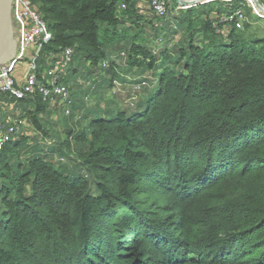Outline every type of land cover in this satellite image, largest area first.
I'll return each mask as SVG.
<instances>
[{"label":"trees","instance_id":"obj_1","mask_svg":"<svg viewBox=\"0 0 264 264\" xmlns=\"http://www.w3.org/2000/svg\"><path fill=\"white\" fill-rule=\"evenodd\" d=\"M31 1L53 33L46 51L74 47L93 67L107 57L117 0ZM210 6L197 30L199 8L187 10L192 39L203 29L207 44L182 51L180 72L164 68L144 112L78 137L97 195L44 158L11 165L22 140L0 153V264H264V35L218 36ZM134 54L154 64L150 49Z\"/></svg>","mask_w":264,"mask_h":264},{"label":"rangeland","instance_id":"obj_2","mask_svg":"<svg viewBox=\"0 0 264 264\" xmlns=\"http://www.w3.org/2000/svg\"><path fill=\"white\" fill-rule=\"evenodd\" d=\"M260 1L264 3V0ZM174 2L177 3V0H174ZM215 5H219V7L216 8L219 10L220 15L226 13V11L221 8L220 4ZM234 5L243 8L245 12L250 16V18L254 21V25L259 26L260 29L258 30V33L260 35H264V18L260 19L256 15H254L251 6L244 0L236 1ZM35 6L37 9H39L38 5L35 4ZM207 7L208 11L206 10ZM209 7L211 8L210 5H205L200 6L199 9H196L198 11L194 13V18H197V23L193 25L192 29L197 30L198 28L200 29L203 26L204 21H206L205 18L209 16L208 12L211 11ZM131 8L132 10L130 12V24L120 23V26L117 30V38H115L111 42H107L104 44V49L107 48L108 51H112V54L118 55L119 53L121 54L122 51H125L128 56V65L124 66V58L118 56L116 58L117 71L113 76L109 71H107V74L102 75V72H104V70L103 68H100L99 65L96 67L94 66L93 69L91 68L92 72L99 71V76L93 79L95 80L94 84L91 82L89 83L92 84V88L97 86V88L102 90V94L99 95L97 100L99 103H102L100 108L103 110L106 109L105 114H108L104 115L109 119H113V117L115 118V116H117L119 113H126L127 116H133L132 114L136 115L144 112L148 106L150 99L158 89L159 81L164 68L167 67L176 72H180L186 62L185 59L181 60L180 58L182 51L188 50L189 45L192 41L199 47L205 46L208 42L206 40L205 33H203V29L202 31H199L198 34L192 39V31L188 30L187 28L191 15L189 14V11L181 12L182 16L178 20L179 23H176L174 18L171 19L175 22L176 26L178 24V38L176 40L167 41V44H165L168 45L166 46V49L163 52H160V50L157 52V55L160 56L152 53L155 56V60L154 64L151 65L147 61L148 57H138L134 54V52L138 47H142L146 51L148 49H153L152 47L154 46V44L156 45L155 38L160 33L155 31L149 19L146 20L145 16H139L137 14L138 12L136 10L135 4H132ZM224 8L226 10L230 7L224 6ZM210 17H214L212 15V12H210ZM15 33H17L16 24ZM167 38L168 36H166V39ZM162 44H164V42ZM76 46L79 49L78 44ZM33 52L34 48L26 54L22 61L19 62L17 69H15L16 71L14 70V75H16L17 73H22L17 72L20 68L24 72L21 75L30 72L44 76L48 74V71L50 69H55L58 67V62L60 60L59 52H48L44 47L41 50L39 56L36 57V59L33 57ZM83 55L84 53L81 50H78V54L76 55L74 61L75 65H72V67L68 70L66 78H64V81L72 86V98L73 93L76 90L77 97H74V99H76L80 103L79 106H81L82 101L80 100L81 98L79 95L81 93L79 92V89L84 85L83 83H85L86 78L84 79L82 77L80 79L83 82H79L81 83V87L77 89L79 87L77 86L78 81H73L69 77L70 75H76V71L78 70L77 68H81L80 65L86 62ZM101 61L102 60H100L99 64L101 63ZM89 64L90 63L87 64V67L89 66ZM27 65L29 67H27ZM133 81L146 82L147 84L142 86L140 90L138 89L137 93L134 94L133 88L135 87V83ZM89 90L92 89L89 88ZM6 95L7 94H0V103L6 116L20 118L21 115L22 117H25V115L27 114L30 117L31 115H33V111L36 107V98L28 99L31 101H19L17 99L15 100V98L10 94H8L7 96H10L11 98H6ZM93 95L94 93L91 94V101H84V104H82L83 108L76 110L75 107H73V115L71 117H66L62 108H60L59 106L52 107L49 103L43 100L46 106V110L50 108L57 112L56 114L58 115V117L54 120L56 128L51 125L50 127H48L49 130L46 129V117L43 116L42 113L38 114V118L43 127L42 129L37 127L33 117H31L30 119L27 115V117H25L26 120L22 122L21 130L24 132V136L25 132H27L28 135L25 137L23 136L21 145L15 150L16 153H14L11 157V165L20 164L23 166L22 170H24L28 167L29 161L31 159L44 158L48 162L53 163L58 168L62 169L65 173L71 176H79L82 179L90 181L92 184L93 193L97 195L98 190L96 188L95 177L88 170V167L84 163L83 158V154L87 151L88 147H86L83 143L77 141L78 137L83 133L85 129H87L86 127L90 125V122H92L90 121V119L93 118V115H91V112L89 111H97L99 109V107L95 105ZM12 100L13 102H15L14 105L10 104ZM81 114L82 118L80 119ZM34 131L38 133V138L35 137V134L33 133ZM48 132H50L49 136H52L53 140L56 142V146L51 149L50 155H43L42 142L45 138H47L45 134H47ZM70 134L74 136L72 139V135ZM66 138L67 142L65 140ZM60 143H62V146L60 145ZM60 146L62 152H60ZM40 148H42V151L33 155V153L38 152ZM55 149H57V153ZM30 190L31 186L27 185L26 193L29 194ZM13 194L14 192L12 191V197H14ZM4 212L5 207L3 199L2 197H0V227L5 221Z\"/></svg>","mask_w":264,"mask_h":264},{"label":"built area","instance_id":"obj_3","mask_svg":"<svg viewBox=\"0 0 264 264\" xmlns=\"http://www.w3.org/2000/svg\"><path fill=\"white\" fill-rule=\"evenodd\" d=\"M236 1L238 0H177L175 3L174 0H117V9L122 23L130 24L128 10L132 4H135L139 16H145L146 20H150L155 31L160 33L155 38L156 45L154 44L153 49H150L153 54L157 55L159 50L163 52L166 49L167 41L178 38V24L176 26L175 22L177 23L181 18V12L193 7L199 8L200 6L215 4L231 6L223 15H220L219 10L215 7L212 10L213 27L218 36L228 37L233 28L243 30L248 25H254V21L245 10L234 5ZM244 1L251 6L254 15L260 19L264 18L263 2L260 0ZM139 4H142V7ZM13 14L17 26L15 35L17 48L14 55L17 54L13 55L8 62L0 65V94H10L19 100L39 96L52 107L59 106L62 108L66 117H71L75 105L72 98L73 89L64 81V78L74 64L77 54L76 48L67 46L62 49L58 67L50 69L47 75L41 76L28 72L20 75L18 80L13 73L16 71L19 62L33 48V57L36 59L41 50L53 40V33L42 12L36 8L31 0H15ZM172 18L175 19V22L171 20ZM166 36H168L167 39ZM163 42L164 44H162ZM118 56L124 58V66L128 65V56L125 51L118 55H109L99 64L100 68L104 70L102 75L107 74L111 68L117 71L116 58ZM27 67L29 66L27 65ZM133 82L135 83L134 94L147 84V81ZM88 100L91 101V94L85 97V102ZM25 117L6 116L0 103V153L8 144L15 145L22 140L24 132L21 130V126L22 122L26 120ZM81 118L82 114L80 115ZM73 137L72 135L71 139ZM42 143L43 155H50L51 149L56 146V142L53 138L47 137Z\"/></svg>","mask_w":264,"mask_h":264},{"label":"crops","instance_id":"obj_4","mask_svg":"<svg viewBox=\"0 0 264 264\" xmlns=\"http://www.w3.org/2000/svg\"><path fill=\"white\" fill-rule=\"evenodd\" d=\"M139 6H141L142 7V4H139ZM220 6H221V8L224 10V11H226V10H228V9H226L225 10V8H224V6L225 5H222V4H220ZM212 7H219V5H212ZM230 8H231V6H230ZM229 8V9H230ZM61 50V49H60ZM104 51H105V53H106V56H111V55H114V54H112L111 52L112 51H108V49L107 48H105L104 49ZM61 57V53H60V51H59V58ZM76 58V57H75ZM85 61H86V59H85ZM88 63H90V62H85V63H83V64H81L80 65V67L81 68H77L78 70L76 71L77 72V74L76 75H70V79L71 80H73V81H78V84H77V86H79L77 89H79L80 87H81V83H79V80L83 77L86 81H85V83H83L84 85L79 89V92L81 93L79 96H80V100H82L81 101V106H79V102L76 100V99H74V97L76 98L77 97V93H76V90L74 91V93H73V99H74V103H75V105H74V107H75V109L76 110H79L80 108H83V105L82 104H84V101H85V97L88 95V94H92V93H94V100H95V105H97V107H99V109L97 110V111H89V112H91V115H93V118H91L90 119V121H95V120H98V119H101V118H108V117H106L105 115H107V114H105V112H106V109H101L100 108V106L102 105V103H99L98 102V100H97V98L99 97V95L100 94H102V90L101 89H99V88H97V86H95V88H92V84H90L89 82H91V83H95V80H93L94 78H96L97 76H99V71H97V72H92V69H93V66L91 65V64H89V66L87 67V64ZM74 65H75V63H74ZM85 65V66H84ZM83 67V68H82ZM96 67V66H95ZM92 68V69H91ZM79 71V72H78ZM17 72H22V73H24L20 68H19V71H17ZM109 72L110 73H112L111 75L113 76L114 74H115V72H116V70H114V68H111L110 70H109ZM22 73H17L16 74V78H18V80H19V77H20V75L22 74ZM81 73V74H80ZM109 74V73H108ZM80 77H79V76ZM71 76H74V77H71ZM79 77V78H78ZM81 81V80H80ZM81 82H83V81H81ZM89 88H91L92 90H89ZM6 98H9L7 95L5 96ZM11 98V97H10ZM19 100V99H18ZM19 101H21V100H19ZM14 103L15 102H13V100H12V102L10 103V104H12V105H14ZM105 105V104H104ZM103 105V106H104ZM49 108V107H48ZM45 113V114H44ZM44 113H42V115L43 116H45L46 117V124H47V127H46V129H48V127H50L51 125H53V127H55V122H54V120L58 117V115L56 114L57 112H55V110H53V109H47ZM84 113H85V111H84ZM105 114V115H104ZM113 115V114H112ZM132 115H134V114H132ZM21 117H22V115H21ZM24 118V117H23ZM88 118V117H87ZM114 118V117H113ZM109 119V118H108ZM30 120V119H29ZM89 123V122H88ZM91 123V122H90ZM56 128V127H55ZM86 128H88V127H86ZM49 130V129H48ZM34 134H35V137L36 138H38V133L37 132H33ZM49 133L50 132H48L47 134H45V136L46 137H52V136H49ZM28 135V133L27 132H25V136H27ZM70 135H72V134H70ZM69 135V136H70ZM24 136V137H25ZM40 138V137H39ZM53 138V137H52ZM66 141H67V138L65 139ZM62 143H63V141H62ZM62 143H60V145L62 146ZM61 146H60V152H62V150H61ZM56 150V153H57V149H55ZM42 151V148H40V150L38 151V152H34L33 153V155L34 154H36V153H40Z\"/></svg>","mask_w":264,"mask_h":264},{"label":"water","instance_id":"obj_5","mask_svg":"<svg viewBox=\"0 0 264 264\" xmlns=\"http://www.w3.org/2000/svg\"><path fill=\"white\" fill-rule=\"evenodd\" d=\"M14 1L0 0V65L8 62L17 48L13 18Z\"/></svg>","mask_w":264,"mask_h":264},{"label":"bare ground","instance_id":"obj_6","mask_svg":"<svg viewBox=\"0 0 264 264\" xmlns=\"http://www.w3.org/2000/svg\"><path fill=\"white\" fill-rule=\"evenodd\" d=\"M13 18H14V14H13ZM16 54H17V53H16ZM16 54H15V55H16ZM15 55H14V56H15Z\"/></svg>","mask_w":264,"mask_h":264}]
</instances>
